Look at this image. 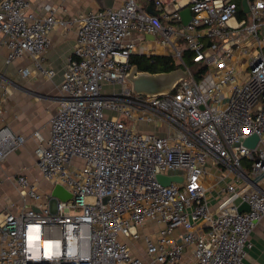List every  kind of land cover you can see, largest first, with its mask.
Here are the masks:
<instances>
[{
    "label": "built area",
    "instance_id": "built-area-1",
    "mask_svg": "<svg viewBox=\"0 0 264 264\" xmlns=\"http://www.w3.org/2000/svg\"><path fill=\"white\" fill-rule=\"evenodd\" d=\"M120 1L66 21L50 4L41 15L27 0H0V48L7 65L30 60L25 78L53 80L51 33L73 23L77 32L49 136L33 134L39 179L24 167L7 180L18 198L0 210V264H245L264 221V0H246L247 13L244 0ZM185 51L207 67L200 79L191 72L161 96L133 91V55L169 56L190 71ZM25 141L0 126V167ZM210 167L233 177L213 205ZM158 176L183 181L165 186ZM40 180L72 199L42 191ZM150 221L158 232L143 236L138 256L128 240Z\"/></svg>",
    "mask_w": 264,
    "mask_h": 264
},
{
    "label": "crops",
    "instance_id": "crops-1",
    "mask_svg": "<svg viewBox=\"0 0 264 264\" xmlns=\"http://www.w3.org/2000/svg\"><path fill=\"white\" fill-rule=\"evenodd\" d=\"M27 1L33 5L34 11L41 15L45 14L43 11L45 5L50 4L56 7L58 18L66 21L73 16L104 9L102 0ZM120 2V0H112L111 6H118ZM76 37V24L74 23L68 29L59 27L51 33V48L44 55V59L55 70L56 76L53 80H48L41 75L32 78L23 77L19 70L25 67L32 68L30 60L22 58L7 65L6 58L9 51L5 47L0 48V85L7 87L9 91L5 94V89L2 88L6 112L3 121H0V126L6 125L15 134L26 139L24 145L6 159L0 167V178L4 183L12 172L20 171L24 167L31 171L29 164L36 163L34 150L37 141L33 134L38 131L44 138L49 136V122L59 102L60 84L69 58L74 52ZM221 175L220 170L210 168L209 175L206 176L205 181L210 187V196L213 198L211 205L215 203V197L225 184L233 179L230 175L222 179ZM261 187L264 191V181ZM158 229L159 225L150 221L139 229V233L143 236H154ZM251 239L252 247L248 251L245 264H264V221L257 225Z\"/></svg>",
    "mask_w": 264,
    "mask_h": 264
},
{
    "label": "water",
    "instance_id": "water-1",
    "mask_svg": "<svg viewBox=\"0 0 264 264\" xmlns=\"http://www.w3.org/2000/svg\"><path fill=\"white\" fill-rule=\"evenodd\" d=\"M112 0H102L104 9L111 8ZM244 11L248 12V3L246 0L243 1ZM149 12L155 15V11L152 7L149 8ZM181 16L183 24L187 25L192 18V13L190 9H183L181 11ZM148 39L155 40L154 35L147 36ZM191 71L184 70L183 68L176 69L167 73H156L152 74L149 72H140L136 66H132L129 71L127 78L132 85L134 92L144 96H161L171 93L176 86L183 80L189 78ZM178 133L174 129H170V137H176ZM259 142V137L257 135H252L244 141V146L253 149ZM158 180L161 184L168 186L172 182L181 183L183 181L182 177L179 176H158ZM52 195L61 201H69L72 199V195L69 194L62 186L57 185L52 190ZM249 205L244 202L238 207V212L249 211Z\"/></svg>",
    "mask_w": 264,
    "mask_h": 264
},
{
    "label": "trees",
    "instance_id": "trees-1",
    "mask_svg": "<svg viewBox=\"0 0 264 264\" xmlns=\"http://www.w3.org/2000/svg\"><path fill=\"white\" fill-rule=\"evenodd\" d=\"M243 16V14L240 15L241 18ZM183 58L196 79H200L206 73L207 67L201 62H196L193 53L185 51ZM130 63L132 66H136L140 72L152 74L167 73L182 67L177 65L171 57L164 55H133L130 58Z\"/></svg>",
    "mask_w": 264,
    "mask_h": 264
},
{
    "label": "rangeland",
    "instance_id": "rangeland-1",
    "mask_svg": "<svg viewBox=\"0 0 264 264\" xmlns=\"http://www.w3.org/2000/svg\"><path fill=\"white\" fill-rule=\"evenodd\" d=\"M159 47H157L158 49ZM145 127H143L144 129ZM76 162V161H75ZM74 162V163H75ZM29 164V163H28ZM31 166V171L29 170V174L32 176V178L34 180H37L39 179V173H38V168H37V165L36 163L35 164H29ZM211 169H213V167H210ZM209 168V169H210ZM19 171H14L11 173V175H9V179L8 180H12L14 176H16V174L18 173ZM8 183V184H7ZM40 184H42V191L46 192V193H49L52 191V189L47 185L45 184L44 181L40 180ZM5 194H7V197L4 198ZM18 198V193L17 191L13 188L11 182L9 181H5L4 183V186L2 188V191H0V210L2 208H4L8 202L10 200H15ZM143 235L140 234V239L137 240V241H134V243H132V241H129L128 240V243L132 245V251L133 253H135L136 255L138 256H144V253H145V250L143 248Z\"/></svg>",
    "mask_w": 264,
    "mask_h": 264
}]
</instances>
